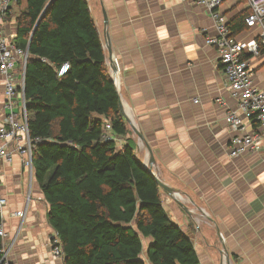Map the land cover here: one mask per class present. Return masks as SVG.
I'll use <instances>...</instances> for the list:
<instances>
[{
    "label": "crops",
    "instance_id": "obj_1",
    "mask_svg": "<svg viewBox=\"0 0 264 264\" xmlns=\"http://www.w3.org/2000/svg\"><path fill=\"white\" fill-rule=\"evenodd\" d=\"M86 2L108 73L120 87L128 133L116 137L117 149L130 139L142 164L150 161V149L153 172L174 191L161 190L164 209L191 239L200 264H264V145L255 153L229 156L235 133L224 118L236 102L225 88L216 50L205 42L214 35L209 12L195 0ZM246 10L243 0H222L228 20ZM4 20L5 36L13 40L14 18ZM256 34L246 29L237 36ZM251 66L255 86L264 90V53ZM3 106L0 77V122ZM253 128L250 123L249 130ZM2 170L0 194L7 204L0 216L10 263L63 264L51 254L55 232L47 223L45 204L37 199L39 190L32 185L27 197L26 169L19 157L2 164ZM18 211H25L24 216L17 217ZM144 239L141 259L147 262L151 239Z\"/></svg>",
    "mask_w": 264,
    "mask_h": 264
},
{
    "label": "trees",
    "instance_id": "obj_2",
    "mask_svg": "<svg viewBox=\"0 0 264 264\" xmlns=\"http://www.w3.org/2000/svg\"><path fill=\"white\" fill-rule=\"evenodd\" d=\"M248 14L228 20L233 36L248 29ZM10 18L13 42L28 53L21 92L29 137L39 140L33 189L46 206L62 263L200 264L133 142L117 149L102 140L104 120L116 137L128 130L86 0H12L4 21ZM144 238L151 239L147 262Z\"/></svg>",
    "mask_w": 264,
    "mask_h": 264
},
{
    "label": "built area",
    "instance_id": "obj_3",
    "mask_svg": "<svg viewBox=\"0 0 264 264\" xmlns=\"http://www.w3.org/2000/svg\"><path fill=\"white\" fill-rule=\"evenodd\" d=\"M243 1L249 10L245 24L249 31H257L256 36L250 39H239L231 34L228 19L221 11L222 0H195L197 6L205 8L210 14L214 35L208 36L205 42L216 50L218 65L226 82L225 88L236 102V109L229 110L224 118L235 133L229 144V156L232 158L255 153L264 145V90L255 86L251 70L253 59L264 53V0ZM11 6L12 0H0V77L5 111L0 122V185L4 176L2 164H11L17 156L26 169L29 199L33 185V152L39 140H31L29 137L22 93L28 53L5 36L3 20ZM67 69L68 65L64 64L58 74H65ZM194 102L197 103V100ZM217 102L222 103L221 100ZM18 108H22L21 113H18ZM250 123L256 125V128L249 130ZM102 140L116 142V136L107 120H104ZM37 199L42 201L39 197ZM6 204V198L0 194V214ZM24 214L25 211L15 213L17 217H23ZM0 238V264H11L8 259L10 247L5 241L7 234L1 224ZM50 250L53 257L62 260L55 236L50 240Z\"/></svg>",
    "mask_w": 264,
    "mask_h": 264
},
{
    "label": "water",
    "instance_id": "obj_4",
    "mask_svg": "<svg viewBox=\"0 0 264 264\" xmlns=\"http://www.w3.org/2000/svg\"><path fill=\"white\" fill-rule=\"evenodd\" d=\"M108 53H109V57H110V52L108 50ZM110 62V61H109ZM116 83V89H117V92L119 93L120 91V87H119V84L117 81H115ZM130 127L131 129L134 131V133L138 136L139 139H142V136L138 133V131H136V129L133 127V125L130 124ZM148 152H149V155H150V161L147 163V165H144L141 163V165L143 166L144 169H146L157 181L159 187L165 191L167 194L169 195H173L174 194V191L173 189H171L170 187H168L166 184H164L156 175L155 173L153 172V164H154V159H153V156H152V152L150 151V149L148 148Z\"/></svg>",
    "mask_w": 264,
    "mask_h": 264
},
{
    "label": "rangeland",
    "instance_id": "obj_5",
    "mask_svg": "<svg viewBox=\"0 0 264 264\" xmlns=\"http://www.w3.org/2000/svg\"><path fill=\"white\" fill-rule=\"evenodd\" d=\"M142 254H141V257L144 256V253H145V250H146V240L145 239H142Z\"/></svg>",
    "mask_w": 264,
    "mask_h": 264
},
{
    "label": "bare ground",
    "instance_id": "obj_6",
    "mask_svg": "<svg viewBox=\"0 0 264 264\" xmlns=\"http://www.w3.org/2000/svg\"><path fill=\"white\" fill-rule=\"evenodd\" d=\"M143 164H144V165H147V162H144Z\"/></svg>",
    "mask_w": 264,
    "mask_h": 264
}]
</instances>
